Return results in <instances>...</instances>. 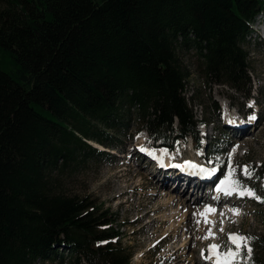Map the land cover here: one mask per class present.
Returning <instances> with one entry per match:
<instances>
[{"label": "trees", "instance_id": "obj_1", "mask_svg": "<svg viewBox=\"0 0 264 264\" xmlns=\"http://www.w3.org/2000/svg\"><path fill=\"white\" fill-rule=\"evenodd\" d=\"M0 5V264H131L119 221L68 194L67 173L123 150L133 122L171 148L198 142L179 52L193 49L207 80L248 93L246 46L264 0Z\"/></svg>", "mask_w": 264, "mask_h": 264}, {"label": "rangeland", "instance_id": "obj_2", "mask_svg": "<svg viewBox=\"0 0 264 264\" xmlns=\"http://www.w3.org/2000/svg\"><path fill=\"white\" fill-rule=\"evenodd\" d=\"M254 26L257 28L255 24ZM259 30L261 31L260 28ZM248 41L246 47L249 51V75L252 81L251 86L248 87V93L207 80L202 72L197 53L187 48L179 52L183 68L191 75L186 94L195 118L205 119L210 125L206 129L208 135L206 142L200 141L204 149L197 152L191 151L190 137L183 142H174L173 148L176 153L179 151L185 158L203 155L210 168H218L216 172L218 175L215 173L212 182L204 187L205 190L201 189L203 200L207 202L200 203L202 198H198V193L192 194L191 187L185 191V188L189 186L176 187L178 180L175 185L170 183L172 172L155 171V169L159 170L160 162L139 149L141 146L155 149L156 152L160 149L153 144L148 133L137 128L134 122L135 127L130 125L122 134L121 144L124 146L123 150H114L117 155L111 153V157L107 160L90 162L86 169L77 171L74 176L67 173L64 187L68 194L91 197L104 209H109L119 221L118 227L122 233L121 244L133 253L131 264H214L212 260L205 259L208 255V246L213 243L227 244L229 233H242L255 237L253 244L257 243L256 240L264 238V203L252 197L241 198L233 195L222 196V204L217 205V217L213 215L207 217L215 221V227L212 230L217 238L197 239V237L205 236L208 229L212 227L204 223L199 213L210 205L208 201L215 200L216 186L227 173L229 153L234 146L239 144L232 156L233 166L242 168L244 165H249L255 169L253 177L249 179L238 168L236 178L264 198V39L258 38V34L257 36L253 34ZM192 98L194 101L191 100ZM252 98H255L256 106L249 108L247 105ZM229 107L233 109L228 110V113L238 110L242 115L237 122L232 123L233 127L227 129L223 118L225 110ZM250 115L256 116V124L248 120ZM243 128H247L244 135L238 132ZM198 130L199 138H202L203 127H199ZM176 132L179 134V130ZM138 136L139 139H137ZM144 140L145 142H142ZM215 150L220 154L212 156L211 153ZM172 156L175 157L177 154ZM172 156H167L165 162L163 161L167 170L170 165L166 162L176 161L171 159ZM217 157L221 160L219 166L216 163ZM156 173L159 175L157 176ZM182 184L186 183L182 182ZM176 188L183 194H174L173 189L176 190ZM168 200L173 202L171 206L166 204ZM229 207L239 208L242 214L232 217L229 211H226ZM185 209H191V212L183 215ZM172 211L179 212L180 215L170 219L171 214L168 215V213ZM221 213L224 215L220 216ZM165 214L168 216L166 217ZM182 216H184L183 219ZM140 218L143 219L139 220ZM196 220L201 221L199 226ZM221 220L224 227L222 233L219 231ZM173 222L175 225L171 227ZM252 248V257L247 264H264V252L253 246ZM37 264L57 263L39 262Z\"/></svg>", "mask_w": 264, "mask_h": 264}, {"label": "snow or ice", "instance_id": "obj_3", "mask_svg": "<svg viewBox=\"0 0 264 264\" xmlns=\"http://www.w3.org/2000/svg\"><path fill=\"white\" fill-rule=\"evenodd\" d=\"M249 108H253L255 106L254 101H250L247 105ZM256 119L255 115H250L248 117L249 121H254ZM229 123H235L234 118L229 119ZM143 135V134H141ZM139 139V136L137 137ZM239 146H234L232 149V152L229 153L228 157V166H227V173L224 176L223 179L219 181V184L216 186L215 191L217 193H223L225 196H233L237 195L241 198L248 196L252 197L254 199L260 200L262 203H264V198H261L259 195H257L256 191L245 184L243 182L236 178L237 177V169L239 168L242 174L246 177L251 179L254 175L255 169L252 166L244 165L242 168L240 166H233L232 163V156L237 151V148ZM141 152H144L150 156H153L154 159H157L161 166H163V156L170 155L168 153L167 149H161L162 152L161 156H156V150L155 149H149L144 146H141L139 149ZM178 151V150H177ZM171 158H175L172 156ZM211 163V161H209ZM217 166L221 163V160L219 157L216 158ZM172 167L184 169L185 171L190 172L192 175H201L205 178L211 177L214 175L218 168L217 167H204L199 164L193 163L192 161L188 160L185 161L184 164H174L171 165ZM215 200H219V196L214 197ZM216 209L212 207L211 205H208L205 207L204 211L199 213V215L203 218V221L205 224L212 225L208 229V232L203 237H197V239H216V233L213 232L212 228L215 227V221L209 220L207 217L208 215H214L216 213ZM229 211H231L234 215L239 216L241 215V210L239 208H229ZM195 215V214H194ZM224 213H221V216H223ZM235 223L236 221H232ZM201 223L200 220H196L197 226ZM221 227L219 231L222 233L224 231L223 227V220H221ZM255 237L244 235L242 233H229L228 234V242L225 245L221 244H210L208 246V255L205 257L207 260H213L215 264H247L248 261L251 260L253 248L251 246L252 242L254 241ZM106 243V242H101ZM202 255L204 254V251L202 250Z\"/></svg>", "mask_w": 264, "mask_h": 264}, {"label": "bare ground", "instance_id": "obj_4", "mask_svg": "<svg viewBox=\"0 0 264 264\" xmlns=\"http://www.w3.org/2000/svg\"><path fill=\"white\" fill-rule=\"evenodd\" d=\"M253 28H255V26H253ZM254 36H257V34L256 33H254ZM242 114H240V112L239 111H237L235 114H228V113H226V115H225V117L223 118V121H224V124H225V126H226V128L227 129H229V128H231V127H233L232 126V123H229V119L230 118H234L235 119V122H237L238 121V119L240 118V116H241ZM253 124H256V122H257V120H254V121H251ZM251 123V124H252ZM235 127V126H234ZM175 128H177V124L175 125V127H174V130H175ZM176 130H179V129H176ZM176 130H175V132H176ZM204 132V131H203ZM239 133H241L242 135H244L245 134V132H247V128L245 129V128H243L242 130H239L238 131ZM179 134H180V132H179ZM240 135V134H239ZM187 139V138H186ZM150 140H152V142H153V144H156L157 145V147L161 150V149H167V150H169L171 147H168V146H166V145H164L162 142H157V141H155V140H153V139H150ZM173 140V142H183L185 139L184 138H182V137H179L178 139H172ZM142 142H145V140L144 141H142ZM175 143H173V145L175 144ZM94 144V143H93ZM95 145V144H94ZM172 145V146H173ZM190 145V144H189ZM239 145V144H238ZM155 146V145H154ZM157 151L156 152V156H161L162 155V152L161 151ZM168 153L170 154V155H165V156H163V160H166L167 159V156H172V155H174V154H177V156H175V158L174 159H176V161H178L179 160V155L181 154L179 151L176 153L175 151H168ZM171 159H173V158H171ZM168 163H170V165H174V164H177L176 162H168ZM179 163V162H178ZM155 171L156 172H160V171H163V172H166V171H169L170 173H171V178H170V183H173V185H175L176 184V180H178L177 181V185H176V187L179 185V186H181V185H184V187H187V186H189V187H187V188H185V191H187L190 187L192 188V190L190 191L192 194L193 193H198L197 195H198V198L200 197V198H202V200H200V203H202V202H207V201H204L203 200V197H202V195H201V189H204V187L207 185V184H204V183H202V182H200V181H196V180H194V179H191V178H187V177H184V176H182V175H180L179 173H180V168H176V167H172V168H170V169H168V170H163V169H159V170H157V169H155ZM174 172V173H173ZM157 174V173H156ZM159 174H157V176H158ZM216 175H218V173H216ZM160 180V179H159ZM190 181V182H189ZM182 182H185L186 184H182ZM160 183H161V181H160ZM209 184V183H208ZM164 185V184H163ZM184 190V189H183ZM205 190V189H204ZM173 192H174V194H176V193H178V195H181V194H183V193H180L179 191H177V188H176V190H174L173 189ZM201 195V196H200ZM216 196H219V200L217 201V200H214V201H208V202H210V205L212 206V207H214L216 210H217V205H220V204H222V202H221V198H222V196H225V195H223V193H217L216 192ZM184 197H186V196H184ZM226 197V196H225ZM197 198V199H198ZM172 199V198H171ZM188 202V201H187ZM171 203H173V202H171L170 200H168V202L166 203V204H168L169 206H171ZM185 204H186V202H185ZM173 205V204H172ZM230 208V207H229ZM229 208H227V210L226 211H229ZM179 209V208H178ZM225 211V212H226ZM176 211H172V213L170 212V213H168V215L169 214H171V216L169 217L170 219H173L174 218V216H176V215H180V213L179 212H176ZM191 212V209H185V212H184V214L183 215H187V214H189ZM232 217L233 216H236V215H234L231 211H229L228 212ZM217 214H218V210L216 211V213L213 215L214 217H217ZM166 215V214H165ZM168 215H166V217L168 216ZM195 216V215H194ZM221 216V215H220ZM228 216V215H227ZM166 217H164V218H166ZM163 218V219H164ZM184 218V216H182V219ZM171 222H172V220H171ZM175 224H174V222L171 224V227H173ZM166 239V238H165ZM212 263H214L215 264V262H214V258H213V260H212Z\"/></svg>", "mask_w": 264, "mask_h": 264}]
</instances>
